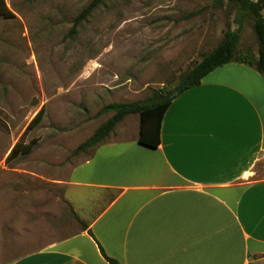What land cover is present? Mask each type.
Here are the masks:
<instances>
[{
	"label": "rangeland",
	"instance_id": "obj_1",
	"mask_svg": "<svg viewBox=\"0 0 264 264\" xmlns=\"http://www.w3.org/2000/svg\"><path fill=\"white\" fill-rule=\"evenodd\" d=\"M89 1L3 0L11 15H0V264L80 227L62 181L91 152L74 148L112 115L100 110L175 86L227 27H237L235 9L215 0H104L69 33ZM237 46L256 53L247 21ZM41 107L22 138L33 149L9 157ZM138 122L127 115L112 136L130 138ZM252 169L262 177L264 162Z\"/></svg>",
	"mask_w": 264,
	"mask_h": 264
},
{
	"label": "crops",
	"instance_id": "obj_2",
	"mask_svg": "<svg viewBox=\"0 0 264 264\" xmlns=\"http://www.w3.org/2000/svg\"><path fill=\"white\" fill-rule=\"evenodd\" d=\"M137 135L111 133L62 181L84 229L7 264H110L100 248L120 264H262L264 76L217 67L171 100L157 147Z\"/></svg>",
	"mask_w": 264,
	"mask_h": 264
},
{
	"label": "trees",
	"instance_id": "obj_3",
	"mask_svg": "<svg viewBox=\"0 0 264 264\" xmlns=\"http://www.w3.org/2000/svg\"><path fill=\"white\" fill-rule=\"evenodd\" d=\"M104 0H90L73 19L69 33H75L77 26L87 19V17L102 4ZM218 7L228 5L235 9L234 22L236 29L227 27L223 31L221 40L209 51L202 53L200 59L192 66L182 72L175 86L170 88H160L151 96L143 100L132 102H114L105 105L99 113L112 112V115L94 130V132L79 143L73 150V153L84 152L91 149L90 154L99 145L105 142L115 125L129 114L139 116V130L137 142L147 147L155 148L159 144V129L163 113L171 100L181 92L198 85L203 77L213 71L215 68L228 63L245 64L254 67L257 72L264 76V0H215ZM3 0H0V15L9 16L10 11L4 7ZM250 24L254 34L257 48L256 53L251 50L240 51L238 41L240 31L244 22ZM43 107L30 119L20 140L12 147L9 157L19 154H28L33 149L34 141H22L23 136L29 129L34 127L41 119ZM89 154V155H90ZM72 211V210H71ZM73 217L84 229L86 224L81 221L72 211ZM100 251L104 258L110 264H120L116 259L106 256L102 249Z\"/></svg>",
	"mask_w": 264,
	"mask_h": 264
}]
</instances>
